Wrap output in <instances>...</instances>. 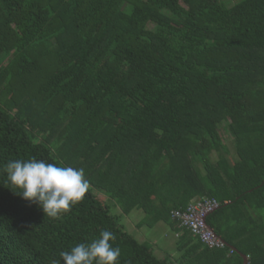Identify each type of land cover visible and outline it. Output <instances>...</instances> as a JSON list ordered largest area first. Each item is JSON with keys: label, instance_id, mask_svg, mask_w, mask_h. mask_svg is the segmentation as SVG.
Instances as JSON below:
<instances>
[{"label": "trees", "instance_id": "trees-1", "mask_svg": "<svg viewBox=\"0 0 264 264\" xmlns=\"http://www.w3.org/2000/svg\"><path fill=\"white\" fill-rule=\"evenodd\" d=\"M33 157L84 169L83 202L50 219L6 187ZM202 199L222 247L175 215ZM134 209L176 255L125 228ZM102 231L118 264H264V0H0V264Z\"/></svg>", "mask_w": 264, "mask_h": 264}, {"label": "clouds", "instance_id": "clouds-1", "mask_svg": "<svg viewBox=\"0 0 264 264\" xmlns=\"http://www.w3.org/2000/svg\"><path fill=\"white\" fill-rule=\"evenodd\" d=\"M3 171L7 174L5 186L38 205L50 219H59L70 212L73 206L83 202L91 189L84 169L58 167L35 157L28 161H9ZM115 239L112 232L102 231L90 244L80 243L70 251H62L61 259L53 264L61 261L64 264H118L121 249L110 243Z\"/></svg>", "mask_w": 264, "mask_h": 264}, {"label": "rangeland", "instance_id": "rangeland-1", "mask_svg": "<svg viewBox=\"0 0 264 264\" xmlns=\"http://www.w3.org/2000/svg\"><path fill=\"white\" fill-rule=\"evenodd\" d=\"M223 139L231 147L233 145L230 137L223 135ZM119 212V210H117ZM147 217L140 209H134L129 215L121 216V223L133 234L139 241H146L151 244L153 251L157 256H173L177 254L175 233L163 222H158L153 226L148 225ZM142 222L140 227L137 224Z\"/></svg>", "mask_w": 264, "mask_h": 264}, {"label": "built area", "instance_id": "built-area-1", "mask_svg": "<svg viewBox=\"0 0 264 264\" xmlns=\"http://www.w3.org/2000/svg\"><path fill=\"white\" fill-rule=\"evenodd\" d=\"M219 206L215 199H202L189 206L185 211H177L181 223L196 235H199L208 247H222L223 241L207 226L205 216Z\"/></svg>", "mask_w": 264, "mask_h": 264}, {"label": "water", "instance_id": "water-1", "mask_svg": "<svg viewBox=\"0 0 264 264\" xmlns=\"http://www.w3.org/2000/svg\"><path fill=\"white\" fill-rule=\"evenodd\" d=\"M242 257H243V263L242 264H246L247 263V256L242 255Z\"/></svg>", "mask_w": 264, "mask_h": 264}]
</instances>
